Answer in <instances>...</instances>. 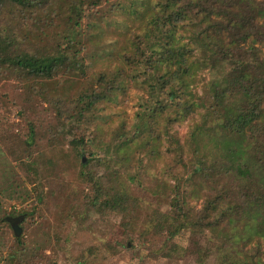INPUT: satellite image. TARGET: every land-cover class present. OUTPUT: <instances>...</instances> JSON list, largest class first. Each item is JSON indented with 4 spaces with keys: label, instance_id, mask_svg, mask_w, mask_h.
I'll return each instance as SVG.
<instances>
[{
    "label": "trees",
    "instance_id": "1",
    "mask_svg": "<svg viewBox=\"0 0 264 264\" xmlns=\"http://www.w3.org/2000/svg\"><path fill=\"white\" fill-rule=\"evenodd\" d=\"M262 46L264 0H0V264H264Z\"/></svg>",
    "mask_w": 264,
    "mask_h": 264
},
{
    "label": "rangeland",
    "instance_id": "2",
    "mask_svg": "<svg viewBox=\"0 0 264 264\" xmlns=\"http://www.w3.org/2000/svg\"><path fill=\"white\" fill-rule=\"evenodd\" d=\"M125 1V0H124ZM114 19L117 22L116 27L118 28V30L123 29L125 26L131 27L132 23H131V18H125V16L121 15V12H117L114 16ZM113 38H108V42L111 43ZM261 53L264 55V46H262L260 48ZM225 70V68H222ZM220 70L219 72L216 71L215 69L209 68V67H204L200 72L198 71L196 74V77H200L203 76L206 80L210 79L212 77H217L220 74ZM201 78V77H200ZM196 90L198 92H200V82L197 80V84H196ZM138 94L139 91L133 89V88H128L126 95L124 96L123 99H120V102L116 105V110H122L119 111L121 113V116L118 119H125V125L128 128L130 125H133V122H135L134 118H133V109L135 108V102L138 100ZM124 110V111H123ZM116 125V124H115ZM176 126H178L176 124ZM109 127V126H108ZM178 127H180L181 129H185V125L184 123H182L181 125H179ZM161 151H163V149H161ZM84 159V153H83V157ZM86 162V159H84ZM148 163V159H145V164ZM152 166H154L155 168H157V171H161V169L164 167V163L161 162L160 160H154L152 161ZM11 161L9 160L8 156L3 152V150L0 147V191L2 190H6V183L8 184V180L11 177V175L13 174V170L14 172L17 171L16 168L14 167V169L11 167ZM13 169V170H12ZM96 174L98 175L100 173L99 169H95ZM151 172L152 171H148V173H150L149 175L151 176ZM148 175V176H149ZM146 178V180H148V177ZM20 187H18L19 189L15 190L14 186L10 187L9 190H7V194L5 195L7 200H8V206L5 207L3 209V214H8L9 216L7 217H15L18 215H11V211L14 208L17 211H21L26 205L25 202L26 200L24 198H20L19 197V193L22 190H25V188L28 187V185H25L23 183H19ZM9 185V184H8ZM10 196V197H9ZM192 201V200H190ZM198 205V202L196 204V206ZM26 208V207H25ZM105 229V233H106V228ZM103 229V231H104ZM97 230H99V226H97ZM28 234L30 236V234H32V237L30 238V245H36L34 242H38L41 243L42 240L47 236L48 234V230L45 229V231H47V233L43 234V233H39L37 235L36 230L33 227H28L27 228ZM100 234L99 236L102 238V228L99 230ZM114 236V233H109V234H105V237L108 238L109 240H111V238ZM36 239V240H35ZM176 248L177 246L175 245H170L169 250H173V252H176ZM126 258H124V261H120L116 264H128L127 261H125Z\"/></svg>",
    "mask_w": 264,
    "mask_h": 264
},
{
    "label": "water",
    "instance_id": "3",
    "mask_svg": "<svg viewBox=\"0 0 264 264\" xmlns=\"http://www.w3.org/2000/svg\"><path fill=\"white\" fill-rule=\"evenodd\" d=\"M83 157V153H81V158ZM85 160L82 159V162ZM22 219V215H18L15 217H7V221L10 223L11 228L15 235H19L21 233V227L19 225L20 220Z\"/></svg>",
    "mask_w": 264,
    "mask_h": 264
}]
</instances>
